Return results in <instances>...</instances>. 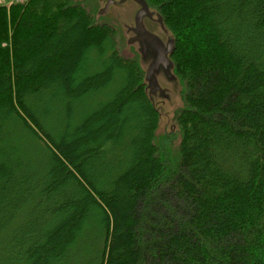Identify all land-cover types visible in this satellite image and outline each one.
<instances>
[{"label": "trees", "instance_id": "16d2710c", "mask_svg": "<svg viewBox=\"0 0 264 264\" xmlns=\"http://www.w3.org/2000/svg\"><path fill=\"white\" fill-rule=\"evenodd\" d=\"M146 1L176 40V158L89 11L0 7V264H264V0Z\"/></svg>", "mask_w": 264, "mask_h": 264}, {"label": "rangeland", "instance_id": "374dc122", "mask_svg": "<svg viewBox=\"0 0 264 264\" xmlns=\"http://www.w3.org/2000/svg\"><path fill=\"white\" fill-rule=\"evenodd\" d=\"M151 1L153 4H158V2H155L153 0ZM29 2H31V0H24L23 2L16 4L15 3L8 4L7 2H0V7H4L7 13H9L11 7L14 6L22 7L28 4ZM71 2L73 4H79L84 8L83 11L85 12L87 19H88V11H89L94 21L100 23L101 26L95 25L92 32H97L98 29H102V30L105 29L103 31L106 35L109 36L110 38L109 40L112 43V45L116 48L117 53L121 55V57L126 58L127 60L130 59L135 60L137 65L141 67V64L139 63L140 55L135 45L128 44L126 42V38L129 35V32H126V26H130L132 24V16L136 9V5H133L130 2H124L122 4L110 6L108 10H106L104 13L99 14L98 10L102 7L103 3L99 2L98 0H71ZM90 18L88 20H91ZM151 25L154 27V29L157 28L155 23H152ZM173 26L177 30L176 26L175 25ZM189 40H190V35L186 34L184 37V43L186 44V46H184L185 44H183V46L185 47V52L187 55L189 54V50L187 49V44L189 43ZM172 55L173 53L171 54L170 57L171 60L173 61ZM173 71L175 73V64ZM175 75L177 76L176 73ZM159 79L161 85L164 87L165 86L168 87V89L170 90V96H169L170 99H159V97L157 96L155 97L156 103L159 104V106H161L162 116L159 117L157 115V126L154 133L155 136L154 144L155 147L158 148L165 157L169 158L170 156L172 157L176 155V150L178 148V143L180 139V130L178 123L176 122L175 119V114L176 112L180 111L181 108L183 107V101H182L183 87L179 78L175 83L168 82L164 77L162 78L160 77ZM142 81H143V75H142Z\"/></svg>", "mask_w": 264, "mask_h": 264}, {"label": "water", "instance_id": "95a60500", "mask_svg": "<svg viewBox=\"0 0 264 264\" xmlns=\"http://www.w3.org/2000/svg\"><path fill=\"white\" fill-rule=\"evenodd\" d=\"M102 7L98 13H104L110 6L130 2L136 5L132 16V24L126 26L129 32L126 42L135 45L140 55L139 63L143 71L144 94L159 117L162 116L161 106L156 103L159 99H170V90L161 85L160 77L168 82L178 80L174 73V63L171 54L175 49V37L166 26L162 15L148 5L146 0H98ZM155 23L157 28L151 25Z\"/></svg>", "mask_w": 264, "mask_h": 264}, {"label": "built area", "instance_id": "2783aa9c", "mask_svg": "<svg viewBox=\"0 0 264 264\" xmlns=\"http://www.w3.org/2000/svg\"><path fill=\"white\" fill-rule=\"evenodd\" d=\"M24 0H0V2H7L8 4H16V3H20L23 2Z\"/></svg>", "mask_w": 264, "mask_h": 264}]
</instances>
